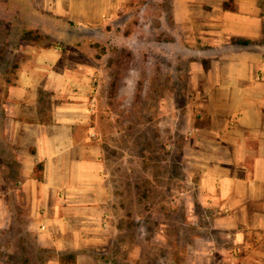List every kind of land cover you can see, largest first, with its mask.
Instances as JSON below:
<instances>
[{
  "label": "crops",
  "instance_id": "0c3cea01",
  "mask_svg": "<svg viewBox=\"0 0 264 264\" xmlns=\"http://www.w3.org/2000/svg\"><path fill=\"white\" fill-rule=\"evenodd\" d=\"M137 1L26 0L25 13L29 29L50 36L60 25H101ZM227 1L171 0L174 24L196 52L190 72L200 99L195 141L183 159L196 166V202L221 236L206 238L201 252L218 264H264V0H233L234 9H225ZM58 56L53 48L34 50L29 70L9 83L0 154L13 151L26 232L49 253L45 264H61L63 253H76L73 264H105L91 249L109 239L116 193L90 110L68 103L48 113L37 108L31 118L20 115L36 85L65 88ZM10 165L0 160V228L8 224Z\"/></svg>",
  "mask_w": 264,
  "mask_h": 264
},
{
  "label": "rangeland",
  "instance_id": "374dc122",
  "mask_svg": "<svg viewBox=\"0 0 264 264\" xmlns=\"http://www.w3.org/2000/svg\"><path fill=\"white\" fill-rule=\"evenodd\" d=\"M26 5L0 0V121L9 83L29 70L34 50L53 48L57 70L67 77L65 88L36 85L20 115L31 118L37 108L48 113L68 103L90 110L116 193L109 239L91 251L105 264H218L201 252L206 238L220 235L196 202V166L183 159L195 141L191 131L200 99L190 72L196 52L174 24L171 0H138L98 26L60 25L39 44L22 41L31 26ZM12 154H0L11 163L0 264H45L49 253L26 232Z\"/></svg>",
  "mask_w": 264,
  "mask_h": 264
},
{
  "label": "trees",
  "instance_id": "16d2710c",
  "mask_svg": "<svg viewBox=\"0 0 264 264\" xmlns=\"http://www.w3.org/2000/svg\"><path fill=\"white\" fill-rule=\"evenodd\" d=\"M225 9H234L233 0H229L224 3ZM48 35L42 33L39 29H27L22 35V41L31 42L33 44H39L46 39H48ZM244 44H248L250 41L242 40L240 41ZM14 67H18V65H14ZM35 173L37 176H40L42 173V165L38 164L35 168ZM76 253H63L60 255V263L61 264H73L76 262Z\"/></svg>",
  "mask_w": 264,
  "mask_h": 264
}]
</instances>
